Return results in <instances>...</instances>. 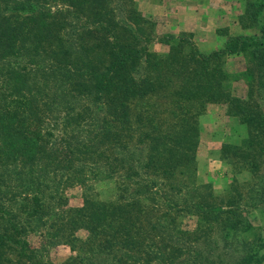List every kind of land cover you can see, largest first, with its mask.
I'll return each mask as SVG.
<instances>
[{
    "label": "trees",
    "instance_id": "trees-1",
    "mask_svg": "<svg viewBox=\"0 0 264 264\" xmlns=\"http://www.w3.org/2000/svg\"><path fill=\"white\" fill-rule=\"evenodd\" d=\"M256 1L247 6L256 33L202 51L191 33L158 35L133 0H0V264H50L58 244L76 252L72 260L91 246L111 264L262 261L252 252L261 244L244 239L232 262L204 255L200 242L214 229L238 243L245 227L235 206L216 207L195 182L196 117L207 103L248 126L239 156L258 169L264 114L250 98L253 89L264 98V0ZM230 54L246 59L237 74L225 67ZM238 78L249 97L232 94ZM155 96L163 108L135 107ZM100 181L114 182L113 198L91 193ZM74 185L82 201L68 207Z\"/></svg>",
    "mask_w": 264,
    "mask_h": 264
},
{
    "label": "rangeland",
    "instance_id": "rangeland-1",
    "mask_svg": "<svg viewBox=\"0 0 264 264\" xmlns=\"http://www.w3.org/2000/svg\"><path fill=\"white\" fill-rule=\"evenodd\" d=\"M251 2L257 1L133 0L137 9L155 19V30L158 35L164 32L191 33L195 45L205 51L211 49L217 41L223 42L226 36H231L229 34H251L258 31L259 25H256L257 22H251L247 13V6ZM219 21L222 24L219 25ZM151 47L159 52L165 50V46L157 41L152 42ZM245 66L246 59L242 54H230L226 57L225 67L233 74L239 73ZM230 83L233 95L249 97L247 78L231 80ZM250 100L251 102L256 100L264 114V98H260L254 89ZM162 103H166L165 99L155 96L139 101L135 107L145 108ZM196 120L200 135L196 151L195 182L201 185V193H211L216 207L226 209L235 206L241 212V224L245 227L238 234L236 240L238 243L234 241L224 243L221 231L214 229L212 238L203 239L200 242L204 255L220 257L232 262L243 255L244 250L240 242L244 239L250 244H261L257 252L255 249L252 252L256 254V257L263 256L262 261L256 264H264V133H261L262 140L258 139L259 142L254 147L255 168H258L254 170L251 168L250 161L239 156L240 151L249 150L247 144L249 128L241 122L239 116L228 112L227 106L223 103H207L203 112L197 115ZM260 128L264 131V124ZM91 190V193L99 198L110 199L115 195V184L100 181L94 183ZM67 196L68 207L79 205L82 201V187L79 185L69 187ZM183 220H186V217ZM190 223L180 226L182 228L195 226L192 221ZM210 224L216 227L220 223L213 220ZM201 225L206 224L201 222ZM77 233L80 236L85 235L82 229ZM29 239L36 245L39 243L38 234H31ZM49 250L50 264H111L104 251L95 249L93 252L98 253H92L91 246L84 247L82 260H72L71 257L76 255V252L66 244L52 246ZM128 264L132 263L129 261Z\"/></svg>",
    "mask_w": 264,
    "mask_h": 264
},
{
    "label": "crops",
    "instance_id": "crops-1",
    "mask_svg": "<svg viewBox=\"0 0 264 264\" xmlns=\"http://www.w3.org/2000/svg\"><path fill=\"white\" fill-rule=\"evenodd\" d=\"M188 3V2H187ZM229 19H231V18H229ZM220 21H222V19L220 20ZM218 22V24L220 25V24H222L221 22ZM223 21H225V20H223ZM232 33V32H231ZM229 35H232V34H229ZM217 37V36H216ZM227 38V36L225 37V39ZM225 39L223 40V42L222 41H217V43L211 48V49H209L208 51H210V50H212V49H215V48H218V47H221L222 45H223V43H224V41H225ZM220 42H222V43H220ZM200 50H202L199 46H197ZM202 51H205L204 49L202 50Z\"/></svg>",
    "mask_w": 264,
    "mask_h": 264
}]
</instances>
